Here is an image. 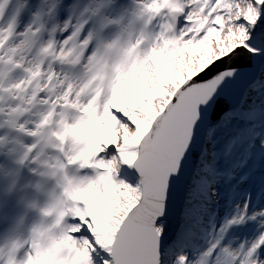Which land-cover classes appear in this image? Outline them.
Here are the masks:
<instances>
[{"label": "snow or ice", "instance_id": "obj_1", "mask_svg": "<svg viewBox=\"0 0 264 264\" xmlns=\"http://www.w3.org/2000/svg\"><path fill=\"white\" fill-rule=\"evenodd\" d=\"M30 180L0 264H264V0L0 16V238Z\"/></svg>", "mask_w": 264, "mask_h": 264}, {"label": "rangeland", "instance_id": "obj_2", "mask_svg": "<svg viewBox=\"0 0 264 264\" xmlns=\"http://www.w3.org/2000/svg\"><path fill=\"white\" fill-rule=\"evenodd\" d=\"M0 16H2L1 13H0ZM3 22H4V24H5L6 22H8V20H3Z\"/></svg>", "mask_w": 264, "mask_h": 264}, {"label": "bare ground", "instance_id": "obj_3", "mask_svg": "<svg viewBox=\"0 0 264 264\" xmlns=\"http://www.w3.org/2000/svg\"><path fill=\"white\" fill-rule=\"evenodd\" d=\"M9 233V232H8Z\"/></svg>", "mask_w": 264, "mask_h": 264}]
</instances>
